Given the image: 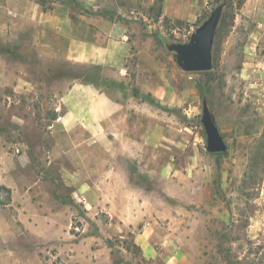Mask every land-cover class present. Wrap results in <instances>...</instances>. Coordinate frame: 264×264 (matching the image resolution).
<instances>
[{"label":"rangeland","instance_id":"374dc122","mask_svg":"<svg viewBox=\"0 0 264 264\" xmlns=\"http://www.w3.org/2000/svg\"><path fill=\"white\" fill-rule=\"evenodd\" d=\"M54 1L0 0V165L18 166L21 174L16 170L12 174L21 180L22 192L31 187V196L27 193L17 200L18 209L12 205L10 190L0 187V264H65L62 257L78 254L68 239L78 241L83 229L94 234L98 223L109 222L106 214L90 216L83 204L71 200L55 202L53 226L48 228L41 222V211L36 212L39 199L35 182L54 177L46 168L47 152L52 150L48 129L60 111V97L82 74L89 75L85 82L102 81L91 68L62 59L59 62L51 56L43 60L36 52L38 44L44 42L35 38L39 28L29 26L26 20L23 29L18 27L16 13H25L35 2L48 9ZM117 1L127 13L128 43L134 55L127 62L125 86L115 87L104 79L102 87L110 94L127 96V100L131 96L142 99L127 105L128 134L141 137L162 123L166 137L179 145L173 150L149 151L147 166L123 160L131 185L163 201L164 208H172L179 237L199 244L191 250L202 251L211 264H264V0H246L241 9L238 0L212 1L205 21L219 6H223L225 16L214 40L211 77L183 72L176 53L169 50L172 44L188 43L196 23L162 18L160 0ZM152 44L159 50L157 66L148 55L139 58L136 54L137 49ZM161 68L162 83L166 86L169 81L181 99L177 105H160L158 97L165 90L157 86ZM187 83L193 98L184 102L181 94ZM204 90L212 117L228 144L227 152L218 157L206 150L201 123ZM137 105L140 117L131 110ZM185 131L192 135L190 140ZM127 143H131L130 137ZM155 155L165 163L173 158V170L189 175L187 185L170 179L171 169L166 173L156 159L151 161ZM55 189L59 196L68 194ZM29 209L33 215L27 214ZM169 215L162 217L170 219ZM31 224L34 230H29ZM131 243L126 234L108 239L109 252L98 258L100 263L110 259L111 264H127ZM90 252L85 248L80 254ZM135 261L139 260L132 264H139Z\"/></svg>","mask_w":264,"mask_h":264},{"label":"crops","instance_id":"0c3cea01","mask_svg":"<svg viewBox=\"0 0 264 264\" xmlns=\"http://www.w3.org/2000/svg\"><path fill=\"white\" fill-rule=\"evenodd\" d=\"M211 4L212 0H163L161 17L194 25ZM125 11L117 0H55L48 9L35 2L25 13H16L19 16L16 23L23 29L26 20L29 26L39 28V35L35 38L44 42L38 44L36 52L43 60L51 56L59 62L62 59L70 65L91 68L99 73L102 81L111 80L115 87L120 88L127 82V62L134 55L128 43L130 31ZM158 52L152 44L151 47L137 49L136 54L139 58L148 55L157 66L160 63ZM160 72L161 82L157 86L165 88L158 97L160 105L169 102L177 105L181 100L179 95L169 81L166 86L162 83V68ZM85 78L88 79L89 75L77 76L76 82L60 97V111L49 126L52 150L47 152L49 162L46 168L54 177L49 181L35 182L39 199L36 212L41 211V222L48 228L53 226L51 219L55 215V202L71 200L75 204H83L90 216L106 214L109 222L107 225L98 223L94 234H87L83 229L78 241L68 239L78 254L62 257V261L65 264H104L100 259L106 251L109 252L108 239L117 235L124 238L126 234L133 249L127 248V264H132L133 260H139L135 261L139 264H211L202 251L191 250L199 244L179 237L172 208H164L163 201L155 200L144 190L131 185L123 163V160L132 159L139 167L147 166L149 151L173 150L179 147L177 141L166 137L162 123L155 130H146L141 137L128 134L130 109L127 105L142 99L131 96L127 100V96L110 94L103 89L102 81L85 82ZM181 95L184 102L193 98L190 84L187 83ZM131 110L140 117L136 113L140 112L138 105ZM184 134L190 140L192 135L189 131ZM127 137L131 143H127ZM151 157L154 161L157 155ZM156 160L166 173L171 169L170 179L187 185L189 175H179V171L173 170V158L166 163ZM192 163L194 165V158ZM5 166L0 165V187L10 190L12 205L18 209L17 200L30 193L31 187L23 188L22 192L21 180L12 174L15 170L21 174V169L16 165ZM55 188L66 190L68 194L59 196ZM207 199L210 196L207 195ZM33 213L30 209L27 211L28 215ZM167 213L170 219H163L162 215ZM31 226L28 225L29 230H34ZM85 248L91 251L87 256L80 254ZM107 262L111 264L110 259Z\"/></svg>","mask_w":264,"mask_h":264},{"label":"water","instance_id":"95a60500","mask_svg":"<svg viewBox=\"0 0 264 264\" xmlns=\"http://www.w3.org/2000/svg\"><path fill=\"white\" fill-rule=\"evenodd\" d=\"M223 6L217 7L209 18L192 34L185 44H172L169 50L176 53L177 64L188 73L210 72L213 69V47L222 17ZM201 123L206 133V150L210 154L225 153L228 144L215 123L206 99L202 103Z\"/></svg>","mask_w":264,"mask_h":264},{"label":"trees","instance_id":"16d2710c","mask_svg":"<svg viewBox=\"0 0 264 264\" xmlns=\"http://www.w3.org/2000/svg\"><path fill=\"white\" fill-rule=\"evenodd\" d=\"M72 1H75V0H72ZM162 1L163 0H160V14H161V4H162ZM212 1H216V0H212ZM246 2V0H238V9H241L242 6L244 5V3ZM218 5V4H216ZM215 5V6H216ZM209 12L206 11V13L203 15V17L201 19H199L196 24H195V28L197 29L203 21H205L206 17L208 16ZM224 14H222V19H221V23H220V26L218 27L217 29V32H216V37L218 36V34L220 33L221 29H222V26H223V20H224ZM177 60V59H176ZM213 60H214V54H213ZM199 74H202V75H205V76H209L211 77L212 75V72H203V73H199ZM201 97L202 99H206V91L204 90L202 93H201ZM224 153H219V154H211L212 156H215V157H218L220 155H223Z\"/></svg>","mask_w":264,"mask_h":264},{"label":"built area","instance_id":"2783aa9c","mask_svg":"<svg viewBox=\"0 0 264 264\" xmlns=\"http://www.w3.org/2000/svg\"><path fill=\"white\" fill-rule=\"evenodd\" d=\"M17 152H19V150H17Z\"/></svg>","mask_w":264,"mask_h":264}]
</instances>
